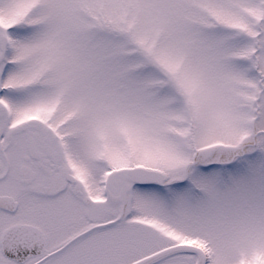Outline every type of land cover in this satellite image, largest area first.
Masks as SVG:
<instances>
[{"label":"snow or ice","instance_id":"6c2138e0","mask_svg":"<svg viewBox=\"0 0 264 264\" xmlns=\"http://www.w3.org/2000/svg\"><path fill=\"white\" fill-rule=\"evenodd\" d=\"M0 264H264V0H0Z\"/></svg>","mask_w":264,"mask_h":264}]
</instances>
